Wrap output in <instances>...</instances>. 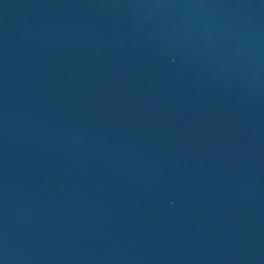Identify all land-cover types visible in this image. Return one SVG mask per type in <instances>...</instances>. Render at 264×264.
<instances>
[{"label": "water", "instance_id": "obj_1", "mask_svg": "<svg viewBox=\"0 0 264 264\" xmlns=\"http://www.w3.org/2000/svg\"><path fill=\"white\" fill-rule=\"evenodd\" d=\"M0 264H264V0H0Z\"/></svg>", "mask_w": 264, "mask_h": 264}]
</instances>
